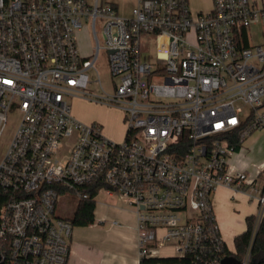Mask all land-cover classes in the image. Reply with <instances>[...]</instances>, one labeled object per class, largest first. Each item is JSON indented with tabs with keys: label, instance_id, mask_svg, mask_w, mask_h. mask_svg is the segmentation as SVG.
I'll return each mask as SVG.
<instances>
[{
	"label": "built area",
	"instance_id": "1",
	"mask_svg": "<svg viewBox=\"0 0 264 264\" xmlns=\"http://www.w3.org/2000/svg\"><path fill=\"white\" fill-rule=\"evenodd\" d=\"M211 4L195 12L190 0H137L123 17L107 0H0V139L9 112L21 114L0 159V263L67 264L74 225L57 216L58 203L96 190L136 212L139 264H222L220 187L257 201L255 236L264 167L255 179L232 170L230 137L264 128V44H250V27L264 29V0ZM88 22L91 59L77 46ZM153 40L154 58L143 57ZM101 50L112 92L98 79L101 93L88 97ZM71 98L121 109L123 141L77 120ZM249 260L248 251L240 264Z\"/></svg>",
	"mask_w": 264,
	"mask_h": 264
},
{
	"label": "crops",
	"instance_id": "2",
	"mask_svg": "<svg viewBox=\"0 0 264 264\" xmlns=\"http://www.w3.org/2000/svg\"><path fill=\"white\" fill-rule=\"evenodd\" d=\"M107 1L118 12L119 6L131 5L133 9L137 4V0ZM244 149L242 145L231 156L230 168L244 171L251 179H255L258 171L264 167V149L256 158V164L246 161ZM212 203L221 236L228 249L235 251V238L246 231L247 218L257 215L258 203L247 194L226 187L215 191ZM162 252L166 254L168 250ZM67 264H139L137 216L134 209L96 202L95 223L88 227H74Z\"/></svg>",
	"mask_w": 264,
	"mask_h": 264
},
{
	"label": "rangeland",
	"instance_id": "3",
	"mask_svg": "<svg viewBox=\"0 0 264 264\" xmlns=\"http://www.w3.org/2000/svg\"><path fill=\"white\" fill-rule=\"evenodd\" d=\"M190 5L195 12H207L211 9L212 4L211 0H190ZM132 10L131 5H122L119 6L118 13L123 17H130L132 15ZM250 44L252 47L264 44L263 26L252 25L250 27ZM77 46L83 57L91 59L95 56L96 43L89 22L77 32ZM154 49V40L150 42L145 41L141 46V53L143 57L152 59L154 58ZM88 75L90 80L87 87L88 97L101 93L98 79L101 80V84L107 92H112V82L108 67V53L106 51L101 50L99 52L94 68L88 71ZM69 104L72 114L77 120L86 124H100L103 126V133L108 139L118 143L123 141L125 124L121 109L83 98H71ZM238 105L242 107L243 115L248 114L250 111L248 105ZM20 119L21 114L18 111L12 110L9 112L7 125L0 139V159H2L7 151ZM243 146L245 147L243 154L245 155L246 161L250 164H256V158L262 154V148L264 149V128L255 130L246 138ZM95 201L98 204L103 202L107 205H113L114 207L123 209L130 208L125 198L120 195L109 196L103 191L97 195ZM76 205L77 200L71 194L62 195L57 207V216L61 218L71 216L76 209ZM164 249H167V253H170L168 247Z\"/></svg>",
	"mask_w": 264,
	"mask_h": 264
},
{
	"label": "trees",
	"instance_id": "4",
	"mask_svg": "<svg viewBox=\"0 0 264 264\" xmlns=\"http://www.w3.org/2000/svg\"><path fill=\"white\" fill-rule=\"evenodd\" d=\"M247 125L237 129L230 137L231 145L234 147L235 152L238 151L244 141L241 139V132L245 130ZM94 198L90 200L77 201L76 209L71 216H66L63 219L72 222L74 227H88L95 223V210L97 190L92 194ZM255 216L247 218V229L235 238V253L225 248L223 260L229 262H238L245 258L249 251L250 260L249 264H264V216L262 221L253 237ZM162 261H178L177 259L168 258ZM223 262V261H222Z\"/></svg>",
	"mask_w": 264,
	"mask_h": 264
},
{
	"label": "water",
	"instance_id": "5",
	"mask_svg": "<svg viewBox=\"0 0 264 264\" xmlns=\"http://www.w3.org/2000/svg\"><path fill=\"white\" fill-rule=\"evenodd\" d=\"M0 264H4V263H0ZM222 264H240L238 262H229L227 260H223Z\"/></svg>",
	"mask_w": 264,
	"mask_h": 264
}]
</instances>
